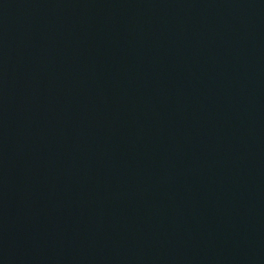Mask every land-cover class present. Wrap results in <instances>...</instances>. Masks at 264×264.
I'll use <instances>...</instances> for the list:
<instances>
[{
    "label": "water",
    "instance_id": "water-1",
    "mask_svg": "<svg viewBox=\"0 0 264 264\" xmlns=\"http://www.w3.org/2000/svg\"><path fill=\"white\" fill-rule=\"evenodd\" d=\"M194 33L264 70V0H115Z\"/></svg>",
    "mask_w": 264,
    "mask_h": 264
}]
</instances>
